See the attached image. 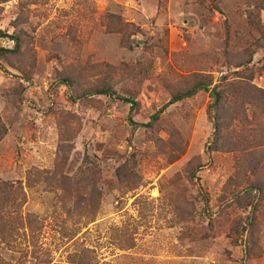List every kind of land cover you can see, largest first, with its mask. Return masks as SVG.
I'll return each mask as SVG.
<instances>
[{"label":"rangeland","instance_id":"rangeland-1","mask_svg":"<svg viewBox=\"0 0 264 264\" xmlns=\"http://www.w3.org/2000/svg\"><path fill=\"white\" fill-rule=\"evenodd\" d=\"M0 31V264H264V0H0Z\"/></svg>","mask_w":264,"mask_h":264},{"label":"trees","instance_id":"trees-1","mask_svg":"<svg viewBox=\"0 0 264 264\" xmlns=\"http://www.w3.org/2000/svg\"><path fill=\"white\" fill-rule=\"evenodd\" d=\"M6 36L3 32L0 31V37ZM8 37V36H6ZM13 41L15 42V48L14 50H0V58H5L6 56L13 54L17 55L21 49L20 46V39L14 37ZM201 83L195 86L192 90H189L188 92L184 94H179L173 97L172 102H180L184 99L191 98L194 93L197 92L198 89L203 87ZM231 87H234L233 85ZM205 88V86H204ZM95 96H106L113 99H119L122 101L130 102L133 105H135V102L131 99H125L122 96H119L111 87H103V88H96L91 90H86L82 95H80V98L89 99L91 97ZM219 101L222 100V94L221 92L217 94ZM257 97L260 99L264 97V93L260 92L258 90ZM137 126V125H135ZM218 128L216 129V131ZM218 132V131H217ZM216 132V133H217ZM2 189H4V194L7 196L0 197V240H9L11 238V235L13 234L15 228H16V218L19 217V220L22 221V218L20 216V211L24 206L25 201L23 199L25 198L24 192H21L18 194V191H20L19 188H16L15 186L11 184H4L0 185ZM20 198H23L22 201H20Z\"/></svg>","mask_w":264,"mask_h":264},{"label":"water","instance_id":"water-1","mask_svg":"<svg viewBox=\"0 0 264 264\" xmlns=\"http://www.w3.org/2000/svg\"><path fill=\"white\" fill-rule=\"evenodd\" d=\"M214 97H216V96L214 95Z\"/></svg>","mask_w":264,"mask_h":264}]
</instances>
